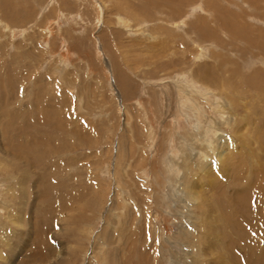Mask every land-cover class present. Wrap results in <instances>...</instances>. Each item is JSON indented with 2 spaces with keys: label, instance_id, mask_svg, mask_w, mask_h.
Returning a JSON list of instances; mask_svg holds the SVG:
<instances>
[{
  "label": "rangeland",
  "instance_id": "obj_1",
  "mask_svg": "<svg viewBox=\"0 0 264 264\" xmlns=\"http://www.w3.org/2000/svg\"><path fill=\"white\" fill-rule=\"evenodd\" d=\"M229 216L264 242V0H0V264H233Z\"/></svg>",
  "mask_w": 264,
  "mask_h": 264
},
{
  "label": "bare ground",
  "instance_id": "obj_2",
  "mask_svg": "<svg viewBox=\"0 0 264 264\" xmlns=\"http://www.w3.org/2000/svg\"><path fill=\"white\" fill-rule=\"evenodd\" d=\"M219 18L220 17H218V19ZM197 29L201 34H204L200 28H197ZM185 112L190 113L191 116L194 115L192 108L189 106L185 107ZM227 218H230L231 221H228ZM246 218H247V216H245V215L242 216V219H241L242 222L243 221L246 222L247 221ZM223 219H224L225 223L227 221V226H229L231 229L233 227L234 228L233 231L238 233V236H237L238 238L233 239V238L227 236V239H225V240H228V238H229L231 240V241H229V246H228V251H229L228 254H229L231 262L238 264V263H236V261H241L243 259L246 264H264V253L259 251V249L261 247L264 248V242L261 244L260 241H258L256 235H254L253 229H252L254 226L249 225L251 228L250 233H249V231H246V229L241 226L242 225L241 221L239 222V220L238 221L236 220V223H235L233 221L232 217H230V216L224 217ZM244 238L247 239V244H244V246L242 248H239L240 245H238V244H240V242ZM226 245H228V244H226ZM238 252L240 254H238ZM225 264H227V263H225Z\"/></svg>",
  "mask_w": 264,
  "mask_h": 264
}]
</instances>
